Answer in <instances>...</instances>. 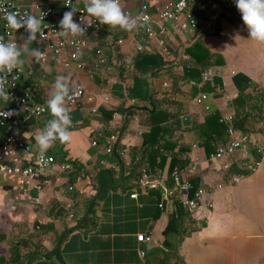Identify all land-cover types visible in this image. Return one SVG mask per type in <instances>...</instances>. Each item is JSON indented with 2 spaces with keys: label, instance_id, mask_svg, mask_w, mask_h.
Returning <instances> with one entry per match:
<instances>
[{
  "label": "crops",
  "instance_id": "crops-1",
  "mask_svg": "<svg viewBox=\"0 0 264 264\" xmlns=\"http://www.w3.org/2000/svg\"><path fill=\"white\" fill-rule=\"evenodd\" d=\"M14 1L30 7L31 15L36 17L38 11L34 8L35 4L54 8V21L57 23L62 19L63 13L71 10L72 6L77 9L74 14L79 11L87 14L83 0H74L71 7H65L62 0ZM159 1L120 0V5L126 14L135 19L143 2L152 4V10H155L154 4ZM213 1L215 9L212 14L215 17L212 24H207L211 13L195 8L199 28L193 35L175 34L169 28L168 50L160 52L165 66L149 75L151 93L150 101L147 102L128 96V90L135 83L134 75L139 74L137 71L126 73V70H123L124 73H121L119 69L108 71L103 68L91 77L88 72L77 70L75 65L65 68L62 63L64 56L55 55L38 36L37 40L28 41L21 30L15 31L19 47L26 46L42 53L39 59L34 53L22 57L27 72L23 89H30L39 81L45 82L43 87L36 88L37 95L33 101L46 103L53 92L57 76L68 78L70 89L76 85L84 86L88 94L96 96V101L81 99L74 105L65 101L72 120L69 129L71 140L68 143L57 141L47 151L60 152L59 156L68 163L77 161L81 166L78 177L70 178V170L62 172L53 178L51 185L44 191L39 193L31 189L24 193L19 189L17 176L0 174V257L6 259L14 251L25 253L36 248L38 250L35 254L23 256L20 263L264 264V133L256 129L255 122L253 135L263 152L259 166L252 172L246 169L244 163L250 159L247 151L250 148H238L230 159L231 170L224 171L221 162L205 160L206 148L195 138L196 124L204 121L209 110L217 109L222 115L232 110L238 111L234 103L229 104L225 98L228 93H238V74L247 76L256 84L257 90H264V45L249 38L247 27L236 8L229 7L226 0ZM216 9L222 13L218 18V33H214L218 13ZM138 27V34H132L118 27L103 25L99 32L88 35V46L82 53L83 59L88 63L93 62L96 48H103L106 53L120 49L128 58H132L136 54L137 43L146 46L144 51L158 52L157 39H148L143 24ZM119 36L125 38L121 46L116 43ZM197 38H200L211 52L223 57L222 68L211 66L203 71L211 69L219 73L217 76L222 80V95H217L221 89L199 90L196 94L193 92L194 87H200L203 72L197 80L188 78L185 82L181 79L184 74L181 62L188 58V55L181 51L185 45L191 44ZM106 76L111 78L112 85H108ZM165 83L168 85H164ZM251 90L252 88H249L247 92ZM201 92H206L205 103L210 109L196 103L195 98ZM168 93V99L171 101H163L164 95ZM253 94L255 95L254 92ZM105 95L108 96L107 102L102 100ZM132 98L136 99L135 103L131 101ZM152 100L160 107L168 108L164 124L178 127L173 133V136L178 138L175 149L182 142L192 143L190 158H197L195 175L200 177L199 186L204 190L202 203L206 207L205 225L185 236L176 249H169L167 246L165 231L172 214L168 216L158 207L159 190L135 185L128 188L118 186L122 180V168L108 169L98 164L102 158L116 161L113 155L104 151L105 138L99 134L107 135L118 129L121 133L118 148L126 149L124 156H121L124 162L123 173L130 171L133 154L140 151L143 135L150 129V113L156 110ZM132 106L136 107L135 111H132ZM10 107L15 108L12 104ZM15 110L22 121L15 130L21 138L31 144L32 150L37 152L34 137L51 119L49 113L35 118L23 110ZM124 118L128 119V123ZM28 119L34 120L27 122ZM140 128L143 129L142 133H139ZM95 137L99 138L98 147L92 146ZM225 140L226 138L219 139L218 142ZM168 164L169 159L166 166ZM100 170L113 172L112 186L106 184L105 192L96 200L85 224L82 228H77L87 216L85 212L89 211L93 201L99 196L100 190L96 191L95 188L99 183ZM156 173L158 174H154ZM163 173H167V168ZM231 174H240V181L231 182ZM165 183H172L169 173ZM216 183H221L223 187L216 188ZM70 185H73L72 190L69 189ZM134 192H137V197H131ZM69 202L72 204L70 208L67 207ZM210 202L213 203L212 207L208 205ZM70 212L72 216H69ZM188 216L195 218L193 213L186 212L179 218V223L185 224ZM138 233L150 235L152 239L140 243L137 239ZM57 234H60V238L62 236L59 245L61 260L52 255L59 247L57 244L60 238L55 246L53 242ZM34 240L38 241L40 246L33 242ZM13 246L19 248L15 250ZM141 250L145 253H140ZM29 257H32L30 261Z\"/></svg>",
  "mask_w": 264,
  "mask_h": 264
},
{
  "label": "built area",
  "instance_id": "built-area-1",
  "mask_svg": "<svg viewBox=\"0 0 264 264\" xmlns=\"http://www.w3.org/2000/svg\"><path fill=\"white\" fill-rule=\"evenodd\" d=\"M66 2L67 0H62L65 7H71L74 0H71V5L66 4ZM226 3L229 7L236 8L235 0H229ZM34 8L38 11L37 17H43L42 29L37 36L48 45L55 55L64 56L62 63L65 68H71L75 65L77 70L86 71L92 77L95 72H100L103 68L111 71L112 69L128 70L132 67L131 57L128 58L120 49L112 53H106L103 48H96V57L93 62L88 63L86 59H83L82 53L88 46V35L99 32L103 28V25L99 24L98 21L88 16L85 12L79 11L73 16L75 22L81 23L82 26L86 27L85 35L66 39L59 35V23L54 21L56 13L54 8L41 4H35ZM195 8L208 11L209 14L211 13L207 24L210 25L213 23L215 17L212 14L215 9L213 0H160L154 4L155 10H152V4L143 2L138 9L135 19L139 25L143 24L145 26L144 32L148 39H157L159 43L158 52L160 53L168 50L167 40L170 33L169 28L175 34L189 33L193 35L196 32L199 28V18L194 12ZM7 12H16L20 16H23L25 13L31 14V9L14 0H0V37H3L5 42H15L18 45L15 39V30L8 29L5 26L6 21L4 16ZM87 23H91L92 26L88 27ZM155 25L157 28H155ZM139 29L137 27V29L127 32L138 34ZM19 30L22 31L23 36L26 37L28 35L24 28ZM124 42L125 38L122 36L116 39L118 46H121ZM145 49L146 46L137 43V51H144ZM218 74L211 69L203 72L200 86L204 82L212 80ZM26 76L27 72L24 66H22L21 70H14L13 73L9 74L7 76V83L5 84V88L10 94L9 100L4 101L0 98V174L17 176L19 178V189L24 193H28L31 189H35L40 193L47 186L51 185L55 176L62 172H68L70 166L69 163L60 162L48 153H46V162H41L38 157V152H34L31 144L21 138L15 130L22 123L15 109L23 110L35 118H41L49 113L46 103L33 101L37 95L36 88L41 85L40 82L34 84L30 89H23ZM108 77L106 76L105 80L108 85H112L113 81ZM164 85L167 86L168 84L165 83ZM108 96H110L109 93ZM108 96L105 95L102 98L103 102L108 101ZM206 98V92H201L195 98V101L203 105L206 109H210V106L205 103ZM225 98L229 104L233 103L232 94H226ZM81 99H85L88 102H95L96 96L88 94L84 86L76 85L70 89V96L66 101L69 105H74ZM131 101L135 103L136 99L132 98ZM10 104L15 108L10 107ZM95 110L96 108H94ZM5 112H11L12 115L6 117L3 115ZM236 116L237 112L235 110L221 116V121L228 125L226 140L218 142L215 149L204 157L209 162H221L222 170L224 171L231 170L232 162L230 159L238 148H250L247 150L249 156L251 155L252 149L257 155L263 152L261 145L257 143V138L253 135V131L244 132L234 126ZM256 129L264 133V113L260 118H257ZM142 132L143 129L140 128L139 133ZM99 135L105 138L104 151L112 155L120 141V130L115 129L107 135H103V133ZM98 145L99 138L95 137L92 140V146L98 147ZM118 151L121 156H124L126 153V149L118 148ZM254 163L257 168L260 160H255ZM98 164L102 168H122V173L124 170L122 157L121 162L118 160L109 161L102 158L99 159ZM196 170L197 158L191 157L184 171L188 175H194ZM166 176H168V173L164 175L163 171L154 174L149 172L146 167H142L137 184L142 188L154 187L159 190L160 199L158 201V207L168 216H170V213L174 214V211L179 206L184 211L193 213L196 220H205L206 207L202 203L204 190L199 187L195 192H192L193 187L191 182L181 179L180 170L177 167L169 175V178L172 180L171 185L165 183ZM230 178L231 182L236 183L240 181L241 176L240 174H231ZM215 187L222 188L223 185L216 183ZM69 189L72 190L73 185H70ZM137 195V192H134L131 194V197H137ZM208 205L212 207L213 203L210 202ZM71 206L72 204L69 202L67 207L70 208ZM72 215L70 212L69 216ZM137 239L140 243H144L150 241L152 237L145 233H138ZM140 253L144 254L145 251L141 250Z\"/></svg>",
  "mask_w": 264,
  "mask_h": 264
},
{
  "label": "trees",
  "instance_id": "trees-1",
  "mask_svg": "<svg viewBox=\"0 0 264 264\" xmlns=\"http://www.w3.org/2000/svg\"><path fill=\"white\" fill-rule=\"evenodd\" d=\"M218 10L219 9H216L215 11ZM221 14V11H218L214 33H218L219 31L218 18ZM183 51L188 55V58L184 60V62H181L182 57L179 61L183 63L184 66V74L181 76V79H183L185 82H187L188 78H191L192 80L199 79V76L202 74V72L211 66H218L219 68H222L224 64L223 57L218 53L211 52L209 48L203 44L200 38L195 39L191 44L185 45L181 52L183 53ZM131 59L132 67L125 72L129 73L131 71H137L139 74L134 75L135 83L133 87L128 90V96L137 97V99L139 98L144 102L150 101L149 96L151 92L149 88V75L159 69H162L165 66V62L159 52L148 51H136V54ZM120 72L124 73L123 70ZM218 76L216 75L212 80L204 82L200 87L197 86L198 88L194 87L193 92L196 94L199 90L206 91L210 89L216 91V89H221L217 92V95H222V80ZM236 82L238 84V93L233 95V103L238 110V114L234 121V126L240 130H243L244 132H251L255 122L257 121V118L261 117L264 113V90H257L258 87L256 84L243 74H238L236 76ZM249 88H252V90L247 92ZM169 95L170 93L165 94L163 101H171L168 99ZM152 101L155 103L154 100ZM155 104L153 105L155 106L156 110L150 113L152 118L150 129L148 132L144 133L142 143L140 145V151L133 154L132 167L128 173H122V180L118 186H126V188L132 187L134 185L138 186L137 180L140 175L139 169L142 165H145L151 173L163 171L165 168H167V173H169V175H171L172 171L177 167L180 170L181 179L183 181L189 180L193 187L192 192H195L200 187V177L195 174L188 175L184 171L190 160L192 143L182 142L178 148L175 149L178 143V138L174 137L173 133H175L178 127H170L165 125L164 121L168 115V108H162ZM132 108V111L136 110L135 106H132ZM221 116L222 113L220 111L217 109H211L207 112L204 121L196 124L195 138L201 142V145L205 146L207 154L215 149L219 139L221 140L226 138L228 125L227 123L221 121ZM124 119L126 120V123H128V119ZM33 120L34 119H28L27 122H31ZM47 153L53 155L58 161L68 163V161H65L59 156L61 155L60 152L56 153V151H49ZM112 155L116 160L121 162V155L118 151V145L116 146V150ZM168 159L169 164L166 166ZM255 160H261V154L257 155L252 149L250 159H247V162H244L248 171L252 172L255 170ZM69 163L71 164L69 170L70 174L72 175L70 178L75 179L78 177L77 175L80 174L81 166L78 165L77 161H71ZM245 173L247 172L245 171ZM99 178V183L95 188L96 191L98 189L100 190L99 196L95 198L87 216L77 228H82L85 224L96 200L102 193L105 192L106 184L108 183L112 186L111 178H114L113 172L109 170H100ZM184 213H186V211L178 206L174 211V214H172L166 227L165 236L168 240L167 246L169 249L178 248V245L181 244L185 236L190 235L193 231L200 230L205 225V220L198 221L194 217L190 216H188L185 224L181 225L178 220L184 215ZM59 238L60 234H57L53 240L54 246L57 244ZM30 241L32 240L30 239ZM33 242L40 246V244L37 243L38 241L34 240ZM13 247L15 250L19 248L17 246ZM37 250L38 249L36 248L33 250L30 249L25 253H19L18 251L15 252L13 250L14 252H12L6 259L2 256L0 257V264H21L20 260L23 256L33 255L37 252ZM52 255H55L61 260L60 246L57 247ZM31 258L32 257H29L28 261H30Z\"/></svg>",
  "mask_w": 264,
  "mask_h": 264
},
{
  "label": "clouds",
  "instance_id": "clouds-1",
  "mask_svg": "<svg viewBox=\"0 0 264 264\" xmlns=\"http://www.w3.org/2000/svg\"><path fill=\"white\" fill-rule=\"evenodd\" d=\"M66 4L71 5V0ZM87 14L94 18L101 25H107L112 28H119L125 31H133L138 27V21L126 14L120 5V0H83ZM235 5L241 14L242 21L247 27L249 38L257 44L264 45V0H235ZM77 11L72 6L71 10L63 13L59 21V35L68 39L83 36L86 33V27L81 23L74 21L73 16ZM6 28L12 30L25 29L28 34V41L37 40V34L41 32L43 17L25 13L20 16L16 12H7L4 16ZM87 26H92L87 23ZM28 53H34L39 59L42 53L39 50L29 49L28 47H19L15 42H5L0 37V98L8 101L10 94L5 88L7 76L14 70H21L24 64L23 56ZM70 96V85L68 78L57 76L53 84V92L46 101L47 110L51 119H49L42 131L34 138L37 145L38 157L41 162H46L47 151L57 142L68 143L71 140L69 129L72 125L69 109L65 106V101ZM3 115L10 116L11 112H5Z\"/></svg>",
  "mask_w": 264,
  "mask_h": 264
},
{
  "label": "water",
  "instance_id": "water-1",
  "mask_svg": "<svg viewBox=\"0 0 264 264\" xmlns=\"http://www.w3.org/2000/svg\"><path fill=\"white\" fill-rule=\"evenodd\" d=\"M91 206V204L89 205V207ZM87 212H88V210L85 212V216L87 215ZM61 239H62V236H61V238H60V240H59V242H58V244H57V246H59L60 245V243H61Z\"/></svg>",
  "mask_w": 264,
  "mask_h": 264
},
{
  "label": "rangeland",
  "instance_id": "rangeland-1",
  "mask_svg": "<svg viewBox=\"0 0 264 264\" xmlns=\"http://www.w3.org/2000/svg\"><path fill=\"white\" fill-rule=\"evenodd\" d=\"M39 82H40V81H39ZM40 84H41V85H40V87H43V86H44V84H45V82H44V83H41V82H40Z\"/></svg>",
  "mask_w": 264,
  "mask_h": 264
}]
</instances>
